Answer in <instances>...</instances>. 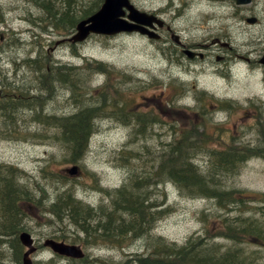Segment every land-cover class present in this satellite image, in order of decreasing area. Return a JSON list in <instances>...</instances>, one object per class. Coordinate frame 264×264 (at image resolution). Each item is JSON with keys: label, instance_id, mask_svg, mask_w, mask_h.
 Returning a JSON list of instances; mask_svg holds the SVG:
<instances>
[{"label": "rangeland", "instance_id": "374dc122", "mask_svg": "<svg viewBox=\"0 0 264 264\" xmlns=\"http://www.w3.org/2000/svg\"><path fill=\"white\" fill-rule=\"evenodd\" d=\"M132 1L142 11L157 12L158 17L172 25L174 30L181 34L189 48H198L200 52L208 55L207 58L201 60L205 63L197 65L190 63L187 59L185 63L188 66L171 65L167 59L170 44H165V42L167 43L165 38L168 37L164 38L162 34L159 41H150L147 38L133 34L111 39L93 37L80 45H74L73 48L66 44H57L55 48L51 49L54 60L67 64L66 67L75 69H77L76 66H81L84 62L80 56L90 60H102L110 64L112 71H108L104 76H98V80L93 82L92 85L103 84L106 76L109 83L105 86V91L109 95L112 94V87L116 84L117 78L114 76L120 75L118 72L129 76L136 82V89L127 96L130 108H126L123 112L127 113L130 110H142L144 108L145 111L152 110L155 114H163L162 116L167 120L171 119V114L177 115L178 118L175 123L181 129L186 128V131L195 137L199 159L203 160L202 168L206 169L208 158L202 153V150L214 148L215 146L211 144V141L218 145H225V143L219 137L212 138L211 133H208L206 128L201 127L202 119L193 114L191 110L200 111L202 107L211 106L217 99L221 98L238 100L241 103H246L250 99L264 101L263 74H256L244 68L245 70H240L239 73L235 72L229 79H223L213 73V70L219 64L217 58H227L230 46L236 45L237 48L243 50L244 55L249 56L255 54L262 45L264 47V0H254L250 7H244L245 10L253 8L248 12L249 15H246V18H257L254 24L240 20L239 16L242 12L233 8L232 2L227 1L221 2L220 5H217L220 3L219 1L210 0ZM0 4L7 13V25H0V36H3L5 43L10 38L13 40L17 36H22L23 41L30 42L32 40L30 25L21 19L25 17L24 11L28 6L25 0H0ZM62 38L63 36H44L46 45H49L50 42L61 41ZM214 44L218 48L216 54L213 52L214 47L212 45ZM30 50V45L26 44L21 50H12L5 53L2 56V63L6 66L12 58H26L28 56L26 54ZM36 54L37 49L34 50L33 56H36ZM244 55L241 56L244 57ZM254 58L257 57L253 56L252 59L254 60ZM198 59L200 60V58ZM238 63L241 67L245 65L240 61ZM12 68L13 66L10 64L5 70L12 71ZM28 79L30 82H34L31 74H28ZM133 84L134 82H132ZM60 94L65 98L69 96L66 88H61ZM167 101L175 103L173 105L174 110L165 106ZM189 106L190 110L187 109ZM165 110L167 111L164 112ZM246 113L247 110L245 109L232 110L223 114H214L211 120L214 123L223 124L224 130L228 133H232L234 130L236 138L240 135L244 142L252 146L264 145V137L259 135V129H257L259 127L264 132V117L254 120L248 118ZM260 113L264 115L262 110L259 111L257 108L253 110L254 116H258ZM123 116L122 114L120 120L124 119ZM180 117H184L186 121L184 122ZM98 125L99 130L93 137L90 151L82 163L85 165L88 174L95 173L96 178L104 187H119L126 178V172L117 167L116 156H121L120 161H124L126 165L129 163V167L134 168L132 156L147 154L148 148L151 146L153 152H156L155 149L159 145L158 139L151 138L150 134L135 139L136 134L130 128H125L118 119H100ZM12 132L14 133V131ZM54 134L55 131L53 130L26 127L24 124L15 136L29 139L33 136H39L53 140ZM208 136L211 137V140ZM125 146H128V151H120ZM118 151L120 152L117 153ZM55 153L56 150L47 142L0 139V162L14 164L33 175L38 174L45 160L51 156L54 157ZM63 156H66V153L62 150L58 160ZM81 174L84 176L85 170H81ZM233 187L255 195L264 194V166L262 161L252 159L248 162L245 171L235 180ZM165 191L169 199L162 208L170 210L169 206H171L173 210H170L171 213L159 222L153 233L162 235L169 241L182 244L191 235L201 233V215L198 217V213L201 214L202 210L205 211L203 222L207 217L210 219L219 215L224 219L233 215V212L227 213V211L221 214L219 205L213 202L209 203L207 200L183 196L173 185H166ZM79 195L85 201L94 205L101 203L100 194L94 188H87L86 190L80 188ZM50 197H55L52 190ZM260 198H264V195ZM261 205L262 203L249 202L247 206L258 208ZM33 218L35 222H26L25 226L30 228V232L37 239H41L53 229L59 230L55 223L48 224V227L39 226L43 224L44 220L42 218L45 217L36 210L33 213ZM219 223L209 221V230L214 232ZM145 246L146 241L143 239L128 243L125 245V249L110 248L105 245L94 246L88 249L90 258L87 254L86 263L90 260L93 263L98 257L108 261L121 262L125 259L126 252L137 254ZM19 249L20 246L17 245L15 252L11 253L13 262L7 264H16L14 260L19 258L16 254ZM5 250L6 246L3 247V251ZM50 256V254H47L45 258L48 259ZM56 264L67 263L58 260Z\"/></svg>", "mask_w": 264, "mask_h": 264}, {"label": "trees", "instance_id": "16d2710c", "mask_svg": "<svg viewBox=\"0 0 264 264\" xmlns=\"http://www.w3.org/2000/svg\"><path fill=\"white\" fill-rule=\"evenodd\" d=\"M27 1L33 6H30L26 19L38 27L42 34L53 30L62 36L74 32L78 22L91 15L103 2ZM50 61L47 55H40L36 59L28 57L20 64H15V68L18 71L23 69V72L13 78L0 67V137H13L24 124L29 127V120L35 121L36 128L55 131L53 140L46 139L52 141L61 153L65 151V161L79 162L87 154L90 140L98 130L100 112L110 102L101 92L95 96L100 99L95 103L96 106H90L87 102L92 99L83 97L86 91L77 90L85 81L84 75L101 72L109 67L97 62L86 66L82 72L80 68ZM28 74L32 75L34 82L29 81ZM64 86L72 91L71 99L79 108L64 115L47 113V110L52 109L49 106L51 100L57 97L60 87ZM112 105H116V101ZM68 106L60 105L59 109ZM260 109L263 108L260 106ZM206 110L207 106L202 107L201 114ZM157 119L149 120L143 113L135 115L138 134L147 136L144 130L148 127L146 122L153 121L154 125L149 126L151 138L153 135L154 139L164 138L163 129L167 134H172V139L161 142V151L155 158H152L150 148L147 154H141L143 166L130 168L128 182L119 189L107 192V197L111 199L110 207L100 206L95 210L78 201L73 186L68 184L70 177L63 168H59L49 172L51 180L58 184L54 187L58 190L56 199L53 204H48L49 213L95 242L101 239L116 243L120 236H123L124 241L130 236L131 239L145 240L146 246L141 248L142 253L126 252L123 264H264V208L255 209L247 215L227 216L223 230L211 232L205 226V233L192 235L183 244L169 242L165 237L153 233L158 223L171 213L161 208L165 200L161 201L156 196L161 183L174 184L180 193L188 197L216 200L221 206L230 204L238 207L244 204L243 208L247 206V198L238 189L230 190L229 186L240 175L245 163L258 154L245 143H235L234 136L230 134V142L225 147L202 150L208 158L207 170L203 172L192 161L198 155L195 137L181 130L176 123H169L171 127L165 121L157 122ZM153 128H156L155 133ZM47 160L53 163L50 158ZM151 162L157 163L156 169L149 166ZM37 197L20 179L18 169L0 164L1 236L16 237L19 242L22 220L25 217L32 218L30 208L38 204ZM203 218L204 215H201L202 222Z\"/></svg>", "mask_w": 264, "mask_h": 264}, {"label": "water", "instance_id": "95a60500", "mask_svg": "<svg viewBox=\"0 0 264 264\" xmlns=\"http://www.w3.org/2000/svg\"><path fill=\"white\" fill-rule=\"evenodd\" d=\"M238 3H249L251 0H237ZM124 8H127L130 11L129 19L141 24H149L151 25L153 18L149 17V21H144L146 17L145 14L139 13L128 0H106L103 9L90 18L87 21H84L80 24L78 30L79 34L75 37L76 40H84L90 32L100 33V34H117L123 31H131L135 28L140 31H144L141 27L131 24L128 21L121 19L120 17L125 16L126 13ZM88 23H91L86 27ZM264 63V59L262 60ZM24 244L31 246L32 240L29 234H22L21 236ZM56 251L67 254L78 256L80 252L74 246H68L65 244L50 242L49 243ZM25 264H30L27 260Z\"/></svg>", "mask_w": 264, "mask_h": 264}, {"label": "bare ground", "instance_id": "6f19581e", "mask_svg": "<svg viewBox=\"0 0 264 264\" xmlns=\"http://www.w3.org/2000/svg\"><path fill=\"white\" fill-rule=\"evenodd\" d=\"M175 8V7H174ZM172 10V9H171ZM136 35V34H135ZM142 41V40H141ZM259 42V41H258ZM259 45V44H258ZM125 52V51H124ZM101 59V58H100ZM241 63V61H240ZM119 64V63H118ZM239 64V63H238ZM241 65V64H240ZM239 66V65H238ZM245 66V65H244ZM116 67V66H115ZM183 70V69H182ZM167 74V73H166ZM170 192V191H169ZM173 197V196H172ZM140 248V247H139ZM101 249V248H100ZM109 256V255H108Z\"/></svg>", "mask_w": 264, "mask_h": 264}, {"label": "flooded vegetation", "instance_id": "af4514ba", "mask_svg": "<svg viewBox=\"0 0 264 264\" xmlns=\"http://www.w3.org/2000/svg\"><path fill=\"white\" fill-rule=\"evenodd\" d=\"M42 247H40L39 249H38V253L40 252V251H42V249H41Z\"/></svg>", "mask_w": 264, "mask_h": 264}]
</instances>
